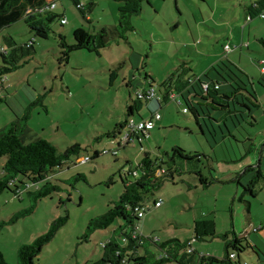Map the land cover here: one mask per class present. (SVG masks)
I'll return each mask as SVG.
<instances>
[{
	"label": "rangeland",
	"instance_id": "374dc122",
	"mask_svg": "<svg viewBox=\"0 0 264 264\" xmlns=\"http://www.w3.org/2000/svg\"><path fill=\"white\" fill-rule=\"evenodd\" d=\"M83 1L87 7L90 4L88 19L82 17L72 0L56 1L52 11L64 16L66 23L62 25L56 18L49 25L47 38L34 36L22 20L0 31L1 44L2 36H11L19 44L33 42L30 55L22 59L25 62L21 61L19 68L0 81V96L4 98L0 102V129L21 117L28 107L30 138L48 140L59 152L73 143L82 147L78 155L49 173L45 180L31 183L20 177L17 195L9 190L0 194V251L6 262L16 264L21 245L31 243L55 218L68 213L67 222L43 246L36 264H94L101 258V243L108 241L122 221L117 219L84 240L88 221L104 213L118 199L123 189L120 174L135 179L129 171L137 169L144 152L153 159L167 161L166 153L171 155L174 146L209 155L212 161L204 156L199 161L176 158L175 166L181 174H174L173 180L164 181L159 189L146 196L143 205L147 210L137 231L144 237L185 240L193 235L194 218L203 216L215 222L216 235L193 241L195 255L223 256V234L234 230L237 235H243L258 226L244 220L243 207L237 200L241 187H236L233 172L240 174L246 164L257 160L252 151L235 161L248 143L259 150L264 146V88L258 83L262 75L260 68L251 62L252 58L264 59V46L258 41H264V19H246V7L253 0H144L141 11L132 16L134 30L127 33L126 40H115L98 53L75 50L67 62H60L58 34L72 43L76 28L95 34L101 27L117 25L118 1ZM241 34L250 39L251 50L258 48V52H251L244 47L241 65L254 76V86L248 84V89L257 91L259 104L252 111L255 123L246 119L238 125L234 118L238 125L234 135L239 142L226 135L223 141L214 143L212 135L218 140L220 128L213 120V127H206L204 136L192 112L182 111L185 103L175 92L160 107L148 108L142 101L141 109L134 112L131 118L135 122L150 118L155 111L161 116L145 137L133 138L123 147L119 136H107L126 117L135 92L149 88L151 80L145 79L146 73L153 79L154 95L160 99L164 93L161 84L172 73L186 66L190 70L184 73V78L203 75L211 63L223 57L224 43L231 48L236 46ZM234 53L240 55L239 50ZM119 64L118 75L110 83L109 72ZM129 81L131 86L127 84ZM231 122L228 121L230 125ZM222 128L223 132L227 130L223 125ZM248 134L251 140L246 139ZM95 151L99 155L92 158ZM4 161L5 157H0V171ZM167 162L172 165L171 161ZM195 170L217 180L203 188ZM78 174L83 178L75 180ZM110 177L113 182L108 183ZM45 182L59 186L60 190L42 197L31 213L11 221L13 215L31 206L30 193ZM258 194L264 202V192ZM249 197L246 193L244 199ZM155 200H161L162 204L154 207ZM251 204L252 220H264V205L256 200ZM231 236L227 233L228 238ZM117 239L124 242L122 235ZM241 256L248 264H264L251 249Z\"/></svg>",
	"mask_w": 264,
	"mask_h": 264
},
{
	"label": "trees",
	"instance_id": "16d2710c",
	"mask_svg": "<svg viewBox=\"0 0 264 264\" xmlns=\"http://www.w3.org/2000/svg\"><path fill=\"white\" fill-rule=\"evenodd\" d=\"M46 1L0 0V31L22 20L34 36L47 38L49 25L56 18H59L61 23V19L64 16H58L52 10L37 11V8ZM80 1L82 4L78 6ZM116 1L120 3L118 6L117 25L101 27L95 34H89L83 28H76L72 33V43H68L64 35L58 34L60 62H67L72 51L87 50L98 53L99 50L108 47L115 40H126L127 33L134 30L132 16L141 11L144 0ZM146 1L149 2L148 0ZM72 2L80 11L82 17L87 19L90 4L87 7L82 0H72ZM261 13L264 14V0H254L252 4L246 7V16L249 19L259 17ZM61 24L63 25V23ZM1 38L3 43H0V46L4 47V50L0 51V81L8 73L19 68L25 62L22 59L29 56L30 50L33 48V42L19 44L11 36H2ZM21 61L23 62L21 63ZM120 66L121 64L110 70V83L118 75ZM188 70H190L189 67L182 66L180 70L177 69L176 72L162 82L164 93L162 98L158 100L159 106H161L162 102H167L174 92L180 95L185 103L182 109L186 108V112H192L195 122L204 136L206 135V127L207 129H209L210 125L213 127V121L218 123L220 138L217 140L212 135L214 143L223 141L226 135L235 138V136H231V130L241 125V121L251 119L254 122L252 111L258 107L255 104L257 96L255 91L248 89V84L252 85L249 77L236 65L230 61L219 60L203 75L184 78L183 75ZM148 78L151 80L149 87L153 88V79L146 73L145 79ZM258 83L264 87V74L258 80ZM127 84L131 86L130 81ZM142 90L144 91L145 89ZM37 100L39 101L40 99L38 98ZM2 101H4V98L0 96V102ZM142 101H148L144 95L131 100V103L127 106L126 117L123 121L117 123L112 131L107 132L108 137L116 138L120 136L134 112H138L141 109ZM26 109L21 117H17L0 129V157H5L0 171V194L9 190L17 195L19 191L17 180L20 177L27 179L31 183L45 180L49 173L55 171L56 168H60L72 156L78 155L82 150L80 144L73 143L62 152H59L57 147L48 140L40 137L30 138L27 122L29 108L27 107ZM234 118L238 120V125L234 122ZM229 120L233 121L231 125L228 123ZM222 125L225 130L227 129L225 132H223ZM148 133L149 131H139L138 133H132L130 137L139 140L140 136L145 137ZM248 138L251 140L249 136ZM130 142L127 141L126 144ZM98 155L99 152L95 151L92 158H96ZM166 155L172 165L167 164L168 160L166 161L162 158L153 159L148 152H144L140 162L137 164L138 170L129 171L131 175L135 176V179L129 180L120 174L123 189L118 199L104 213L88 221L83 236L84 240L95 230L106 229L117 219L122 221V224L113 231L108 241L105 242V246L102 247L101 258L94 264H242L241 254L248 249L252 250V248L246 245V235L239 236L233 230L227 232L232 235L230 238L227 237V233L223 234L225 251L223 256L195 255V250L189 244L192 239L194 241H202L216 235L215 222L203 219V216L194 220L193 235L185 240H180L176 237L161 240L159 238L154 239L155 237L152 236L144 237L140 234L132 237V232L136 230L142 218L138 217L134 212V207L143 203L146 196L159 189L164 181L173 180L176 173L181 174V170L175 166L176 158L184 160L196 159L199 161L204 156L207 160L212 161V157L209 155L189 152L178 146L172 148L171 155L167 153ZM212 170L213 168L210 167V174ZM246 172H251L246 184H242L240 180H237L238 186L241 187V194L237 200L243 207L245 220L249 212V201L244 199V195L247 192L251 196H255L257 185L260 182L264 183V171L247 167L244 173ZM195 175L203 188L217 180L212 175L207 178L200 170H195ZM78 178H83V175L78 174L75 180ZM107 182H113L112 177ZM59 190V186L45 182L35 192L30 193L31 206L27 210L13 215L10 220L13 221L19 216L31 213L35 204L42 197ZM67 219L68 213L55 218L44 233L36 236L31 243L21 245L17 250L16 264H36L43 246L53 238L59 227L67 222ZM119 235L123 236V243L118 241L117 237ZM252 251L259 257L258 261H264V258L259 255L261 253L259 250ZM230 253H234V259L229 258ZM0 264H8L1 251Z\"/></svg>",
	"mask_w": 264,
	"mask_h": 264
},
{
	"label": "crops",
	"instance_id": "0c3cea01",
	"mask_svg": "<svg viewBox=\"0 0 264 264\" xmlns=\"http://www.w3.org/2000/svg\"><path fill=\"white\" fill-rule=\"evenodd\" d=\"M83 1V0H82ZM254 2V0L251 2V4ZM84 3V1H83ZM245 17L247 19V16H246V10H245ZM87 19H88V16H87ZM253 19V18H252ZM251 20V19H250ZM258 41L264 46V41L263 39H258ZM224 45H227V43H224ZM223 45V46H224ZM246 48L248 51H251V52H254V51H257L258 52V48H254L255 50H251L250 47H251V41L249 38H245L243 34H241L240 38H238L237 42H236V46H232V49L231 51H229V53H223L221 56L220 59H218L216 62L214 63H211V65L209 66V68L211 66H213L214 64H216L219 60H223V59H227L228 61H230L232 64L236 65L240 70H242L250 79V81L252 82V86H254V76H251V74H249V72H247V70L245 69L244 66L241 65V56L243 55L242 54V50L243 48ZM237 50H239V54L240 55H235L234 52H236ZM231 52V53H230ZM226 54V55H225ZM246 56V55H245ZM236 57H237V60H236ZM256 59V58H255ZM254 58L251 59V62L255 63L259 68H261V66H264V59L261 58L260 61L258 60H255ZM263 63V64H262ZM131 66L133 67L134 64L132 63L131 61ZM261 71V69H260ZM261 75H263V73L261 72ZM189 77V76H188ZM262 86V85H261ZM263 87V86H262ZM264 88V87H263ZM255 93H257V91L255 90ZM174 96V94H173ZM156 99L159 100V97H156ZM156 99H152V100H148L146 102V106L149 108V107H153V108H156V105L159 106V103H158V100ZM255 104L258 106V100L257 102H255ZM160 107V106H159ZM258 108V107H257ZM256 108V109H257ZM253 116V115H252ZM254 117V116H253ZM255 119V117H254ZM161 120V116H160V119ZM158 120V121H159ZM156 121V122H158ZM252 123V121H250ZM256 122V120H254V123ZM235 130L236 129H232L231 131V136H235ZM249 136V134H248ZM234 139L235 142H239L240 140H238V138L235 136V138H232ZM247 139V138H246ZM249 140V138L247 139ZM244 145V144H243ZM244 153L243 154H240V156L238 158H236L235 161H239V159H242L244 156H247L250 152L252 151H255V155L257 158V160H255V162L253 164H246L245 167L243 168V170L241 171L240 174H238L237 172H233L234 173V178H233V181L236 182V187L238 188V182L237 180H240L242 184H246L248 179L250 178L251 176V172H245V169L247 167H250L252 169H260L261 171H264V146L262 148L259 149H256L254 147V144L253 143H248V146L247 148L245 147L244 148ZM247 151V152H246ZM237 191V189H236ZM259 192H264V183L263 182H260L258 185H257V192L255 193V196H251L250 194V197L247 199L249 201V212H248V216H247V219L245 220L246 223L248 224H252L253 227H255L257 224L258 226L256 227V231H251L250 233H247V232H244L243 235H246V245L250 248H252V250H259L261 253L259 254L260 257H263L264 258V246L260 245L259 242L261 244L264 245V220L260 219V218H257V219H260V220H252V216H251V208H252V204L251 202L253 200H256V202H258L259 204H261L262 206L264 205V202H261L262 199H260L258 196H259ZM247 193V192H246ZM241 194V193H240ZM245 197V195H244ZM240 203V202H239ZM241 204V203H240ZM203 215H205V213H203ZM261 217V216H259ZM263 217V216H262ZM200 217H197V218H194L195 219H198ZM216 231V229H215ZM234 231V230H233ZM243 235H239V236H243ZM262 237V238H260ZM253 239H256V242L253 240ZM210 255H213V256H216L214 254H210ZM218 257V256H216ZM257 258L259 259V257L257 256Z\"/></svg>",
	"mask_w": 264,
	"mask_h": 264
},
{
	"label": "built area",
	"instance_id": "2783aa9c",
	"mask_svg": "<svg viewBox=\"0 0 264 264\" xmlns=\"http://www.w3.org/2000/svg\"><path fill=\"white\" fill-rule=\"evenodd\" d=\"M56 1L57 0H47L40 7L37 8V11L43 12V11L53 10L56 6ZM81 4H82V2L80 1L78 6H80ZM259 17L264 18V14L263 13L259 14ZM61 23H63V24L66 23L65 17H63L61 19ZM231 49L232 48L228 44L223 46V52L224 53H227ZM3 50H4V47L0 46V51H3ZM260 69H261V72L264 74V66H261ZM142 95H144L147 100L156 99V96L154 95V89L150 88V87L147 90H144V91L143 90H137L135 92V97H142ZM156 100H158V99H156ZM182 111L186 112V108H183ZM159 119H160V114L158 113V111H155L150 118L142 119V120H139L138 122H135L132 118H130L128 120L125 128H124V131L119 136L120 146H124V145H126L127 141L133 140L130 137L132 133H138L139 131H142V132L150 131L154 127L156 121H158ZM161 204H162L161 200H155L154 201V207H158ZM146 210H147V207H145L143 205V203H140L134 207V212L138 215V217H143ZM256 230L257 229L255 228L254 231H256ZM137 234H139V233H138L137 228H136V230L132 232V237H135ZM154 239H158V238H154ZM193 241H194V239H192L189 242V244H192ZM101 246L104 247L105 242L101 243ZM234 257H235L234 253L229 254V258L234 259ZM170 264H172V263H170ZM242 264H248V263L246 261H243Z\"/></svg>",
	"mask_w": 264,
	"mask_h": 264
}]
</instances>
